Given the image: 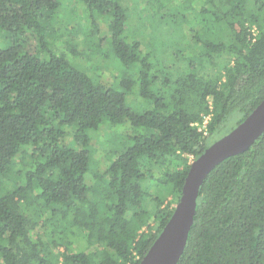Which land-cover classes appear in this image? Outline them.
Segmentation results:
<instances>
[{"label":"trees","instance_id":"16d2710c","mask_svg":"<svg viewBox=\"0 0 264 264\" xmlns=\"http://www.w3.org/2000/svg\"><path fill=\"white\" fill-rule=\"evenodd\" d=\"M124 1L78 0L82 44L120 70L107 86L48 25L63 0H0V178L13 174L0 186V264H139L191 162L264 99V0L179 1L166 62ZM148 2L138 27L165 11ZM107 126L125 127L123 149L89 177L91 134ZM153 180L170 202L145 189ZM173 264H264V132L206 176Z\"/></svg>","mask_w":264,"mask_h":264},{"label":"rangeland","instance_id":"374dc122","mask_svg":"<svg viewBox=\"0 0 264 264\" xmlns=\"http://www.w3.org/2000/svg\"><path fill=\"white\" fill-rule=\"evenodd\" d=\"M148 1L149 0L124 1V5L129 10L132 19L129 27H131L132 30L136 29V32L140 30L137 35H142L143 42H148L150 44L149 51L152 54H156V57L161 62H166L171 59L172 50L179 42V29L177 28V24H179V7L177 6H179V1L182 2L183 0H168V4H171L172 7L165 6L166 0H154V5H156L158 1L162 2L164 5L163 9L165 11L161 10L157 13L155 18L146 19V17H143L147 22L144 26L138 27L139 23L136 21V18L139 16V13L143 12L144 9V11L149 10L147 8L149 6L151 7L152 3ZM70 7H72L75 12L72 18L68 15L67 11ZM82 9L83 7L79 4L78 0H63L62 8H60L56 16L51 19L48 25L53 29L54 35L63 36L59 43L63 42L62 40L70 39L73 40L74 43L76 42L75 45L79 44L78 46L76 45L79 54L78 58L74 61L75 64L77 63V66L80 69H83L89 75L94 76V78L109 86L114 83L116 78H119L118 76L120 75V70L117 69L110 59H105L100 53H92L89 44H82V37L78 31L80 30V27L83 28L85 24L88 26L84 15L81 14ZM161 14L165 15L162 17ZM173 27L177 30H174ZM1 39L2 36H0V42ZM134 91H136V88ZM131 100L140 103V101L136 98L132 97ZM126 102L129 103L128 97ZM234 124V120L231 121L225 130L228 131L227 129H230V127ZM107 127L109 130H103L101 128L97 132L91 134L92 142L95 147L91 145L89 148L92 156L89 164V171L87 173L89 177H91L96 170L103 166L105 163V153L108 155L106 156V160L108 159L109 161V157L113 158L115 154L119 153L123 149L121 141H123L124 135H126L124 133L125 127ZM12 178L13 174H11L8 179L0 178V186L3 189L10 188L12 185ZM155 185L156 182L153 180L145 185V189L147 186L152 187L155 194H159L162 198L165 197L166 200L164 203L170 202L171 195H167L168 191L163 189L159 192L160 188H157ZM146 206L149 208L151 206L150 202H148ZM150 209H152V207ZM149 224L152 225V221H150ZM58 230H62V226L61 228L53 224L46 226V232H56ZM72 239L76 242V246L84 244V242L79 238L74 237Z\"/></svg>","mask_w":264,"mask_h":264},{"label":"water","instance_id":"95a60500","mask_svg":"<svg viewBox=\"0 0 264 264\" xmlns=\"http://www.w3.org/2000/svg\"><path fill=\"white\" fill-rule=\"evenodd\" d=\"M263 132L264 99L240 124L191 162L172 215L139 264H173L188 239L206 176L225 159L246 151Z\"/></svg>","mask_w":264,"mask_h":264},{"label":"built area","instance_id":"2783aa9c","mask_svg":"<svg viewBox=\"0 0 264 264\" xmlns=\"http://www.w3.org/2000/svg\"><path fill=\"white\" fill-rule=\"evenodd\" d=\"M207 120H208V118L205 120V123H204V124H206ZM189 160L191 161V160H192V158L190 157V158H189Z\"/></svg>","mask_w":264,"mask_h":264}]
</instances>
